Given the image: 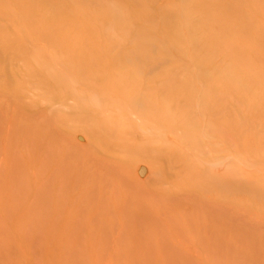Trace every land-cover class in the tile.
<instances>
[{
	"label": "rangeland",
	"instance_id": "1",
	"mask_svg": "<svg viewBox=\"0 0 264 264\" xmlns=\"http://www.w3.org/2000/svg\"><path fill=\"white\" fill-rule=\"evenodd\" d=\"M0 264H264V0H0Z\"/></svg>",
	"mask_w": 264,
	"mask_h": 264
},
{
	"label": "bare ground",
	"instance_id": "2",
	"mask_svg": "<svg viewBox=\"0 0 264 264\" xmlns=\"http://www.w3.org/2000/svg\"><path fill=\"white\" fill-rule=\"evenodd\" d=\"M146 12H150V11H146ZM146 12H143V11H142V12L139 13V14L144 15ZM145 15H146V14H145ZM67 44L69 45V43H67ZM64 45H65V44H64ZM68 45H67V46H68ZM65 46H66V45H65ZM69 46H71V45H69ZM69 46H68V47H69ZM82 48H83V50H86V49H84V46H83ZM85 48H86V46H85ZM76 49H77V48H76ZM79 50H80V49H79ZM75 51H76V50H75ZM81 51H82V50H81ZM88 51H89V49H88Z\"/></svg>",
	"mask_w": 264,
	"mask_h": 264
}]
</instances>
